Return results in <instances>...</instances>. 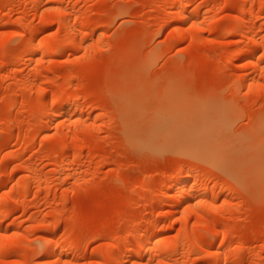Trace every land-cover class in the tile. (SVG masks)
I'll return each instance as SVG.
<instances>
[{
    "label": "rangeland",
    "instance_id": "374dc122",
    "mask_svg": "<svg viewBox=\"0 0 264 264\" xmlns=\"http://www.w3.org/2000/svg\"><path fill=\"white\" fill-rule=\"evenodd\" d=\"M263 72L264 0H0V264H264Z\"/></svg>",
    "mask_w": 264,
    "mask_h": 264
},
{
    "label": "bare ground",
    "instance_id": "6f19581e",
    "mask_svg": "<svg viewBox=\"0 0 264 264\" xmlns=\"http://www.w3.org/2000/svg\"><path fill=\"white\" fill-rule=\"evenodd\" d=\"M181 15H182V14H179V16H181ZM182 17H183V16H182ZM183 18H185V15H184ZM203 21H204V20H203ZM203 21H201V23H202ZM198 22H199V21H198ZM198 22H197V24H199ZM204 23H205V22H203L202 24H204ZM209 25H210V26H209ZM209 25H208V27H211L212 24H209ZM66 27H68V25L65 26V28H66ZM68 28H69V27H68ZM213 28H215V26H214ZM213 28H211V30H212ZM182 30H183V29H182ZM182 30H181V31H182ZM70 31H72V30L70 29ZM70 31H68V30L66 29V30H65V34H66V35H67V34H69V35L71 34V35H72V32H70ZM179 31H180V30H179ZM181 31H180V32H181ZM67 32H68V33H67ZM182 32H183V31H182ZM182 32H181V33L178 32V34H179V35H180V34L182 35V34H183ZM69 35H68V36H69ZM71 35H70V36H71ZM70 36H69V39H71ZM38 46H39V44H38ZM76 46H79V45H76ZM54 52H56V51L54 50ZM255 55H256V54H255ZM263 73H264V72H263ZM190 173H191V172H190ZM190 173H189L188 171H187V173H185L186 175H185L184 179L181 180V182H182V184H183L181 188L185 187V186L189 183L188 180H189V178H190V176H191ZM181 182H180V183H181ZM207 186H208V185H207ZM181 188H180V189H181ZM204 188H205V187H203V189H204ZM206 188H207V190H208V187H206ZM212 188H213V187H212ZM207 190H206V191H207ZM204 191H205V190H204ZM173 216H174V215L172 214V218H173ZM154 239H155V237H154ZM154 239H151L150 242L153 241ZM0 243H1V241H0ZM2 244H3V243H2ZM71 246H72V245H70V247L64 246V247H63V248H64L63 250L66 251V252H67V250H71V251H72V249H74L75 247L73 246L74 248H71ZM3 248L5 249V246L3 245V246L1 247V245H0V250H3ZM65 249H66V250H65ZM76 249H77V248H76ZM76 249H74L75 252H77ZM1 252H2V251H1ZM1 252H0V253H1ZM224 259H225V258H224ZM224 261H227V260H224ZM224 261H223V263H224ZM107 264H108V263H107ZM225 264H226V263H225Z\"/></svg>",
    "mask_w": 264,
    "mask_h": 264
}]
</instances>
